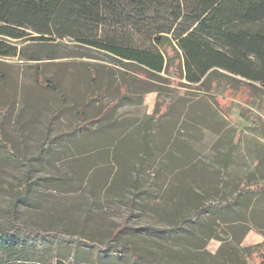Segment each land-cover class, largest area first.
Returning a JSON list of instances; mask_svg holds the SVG:
<instances>
[{
    "label": "rangeland",
    "instance_id": "obj_1",
    "mask_svg": "<svg viewBox=\"0 0 264 264\" xmlns=\"http://www.w3.org/2000/svg\"><path fill=\"white\" fill-rule=\"evenodd\" d=\"M17 46L19 56L1 60L0 104L9 109L4 139L33 161L28 180L33 191L18 208L19 221L30 230L82 231L103 243L125 227L114 243L132 244L151 264H264V247L252 260L244 251L264 244V90H251L221 70L201 86L187 85L178 61L159 76L134 72L132 79L113 58L68 40L45 47L20 41ZM42 50L55 58L30 60ZM109 66L112 89L97 102L91 97V78L95 70L94 95L107 89ZM120 90L129 99L93 121ZM80 109L93 121L87 126L91 134L106 129L116 134L93 144L89 133L79 132L51 141L78 126ZM125 128L130 133L123 135ZM127 137L133 145L123 140L114 154L112 140ZM25 171L0 149L1 227L11 224L12 189ZM244 184L254 189L239 204L194 219L196 206L227 203ZM184 217L188 221L181 230L170 231ZM77 255L91 262L90 253L78 249ZM125 261L130 260L117 262Z\"/></svg>",
    "mask_w": 264,
    "mask_h": 264
},
{
    "label": "trees",
    "instance_id": "obj_2",
    "mask_svg": "<svg viewBox=\"0 0 264 264\" xmlns=\"http://www.w3.org/2000/svg\"><path fill=\"white\" fill-rule=\"evenodd\" d=\"M61 40L106 54L121 64L132 79L134 72H143L147 78L159 76L178 61L187 85L201 86L221 70L240 78L251 90H264V0H0V65L1 60L19 56L20 41L45 47ZM40 53L30 60L55 58L47 50ZM105 68L107 89L94 95L95 70L91 78V97L97 102L112 89V69ZM46 88L61 95L52 84ZM122 98L129 99L128 93L120 90L117 101ZM113 102L106 104L93 121L106 118ZM8 110V106L0 104V149L6 159L23 164L26 171L24 180L12 189L7 210L11 224L0 226V264H104V260H112L113 264H151L132 244L117 247L114 243L125 227L116 228L110 240L103 243L86 237L82 231L30 230L18 220V208L33 191L28 180L34 168L31 158L21 157L4 139L2 129ZM78 116V126L50 140L58 141L78 132L90 133L87 126L93 121L84 116L82 109ZM225 172L218 177L221 192ZM251 188L247 184L237 186L236 195L227 203L199 204L194 219L236 206L243 194L254 189ZM187 221L188 217L182 218L170 231L181 230ZM262 247L264 244H258L244 251L252 260ZM78 249L92 255L90 263L77 259ZM125 258L130 261L117 262ZM224 264L231 262L226 260Z\"/></svg>",
    "mask_w": 264,
    "mask_h": 264
},
{
    "label": "crops",
    "instance_id": "obj_3",
    "mask_svg": "<svg viewBox=\"0 0 264 264\" xmlns=\"http://www.w3.org/2000/svg\"><path fill=\"white\" fill-rule=\"evenodd\" d=\"M149 92V91H148ZM118 98V97H117ZM117 98H114V99H112L114 102L112 103V109H114L115 107H118L119 105V102L117 101ZM112 100H110V101H112ZM109 103V102H108ZM107 103V104H108ZM122 124V123H121ZM121 126V125H120ZM114 131V132H113ZM115 131H117V130H114V129H110V130H98V132H97V134H91V132L92 131H90V133H89V135H87L88 137H89V139H90V143L91 144H93V143H100V142H104L105 141V139H107L108 137H111V136H113V134L115 133ZM122 131V130H121ZM123 131L124 132H126L125 134H123V135H126V134H128V133H130V129H128V128H125V129H123ZM116 134V133H115ZM99 138H100V141H99ZM123 140H128V141H130V143L132 144V138L131 137H127V138H125V139H113L112 141H113V144H115V146H116V148L114 147L113 149H112V151H113V153L115 154V152H116V150H117V147H119L120 146V143H121V141H123ZM133 145V144H132ZM125 155H127V154H125ZM122 157H123V155H122ZM121 157V158H122ZM120 166H122V164L120 165ZM123 167V166H122Z\"/></svg>",
    "mask_w": 264,
    "mask_h": 264
}]
</instances>
